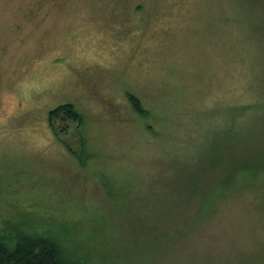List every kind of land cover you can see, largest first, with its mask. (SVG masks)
<instances>
[{"label": "rangeland", "instance_id": "obj_1", "mask_svg": "<svg viewBox=\"0 0 264 264\" xmlns=\"http://www.w3.org/2000/svg\"><path fill=\"white\" fill-rule=\"evenodd\" d=\"M18 230L68 264H264V0H0Z\"/></svg>", "mask_w": 264, "mask_h": 264}, {"label": "trees", "instance_id": "obj_2", "mask_svg": "<svg viewBox=\"0 0 264 264\" xmlns=\"http://www.w3.org/2000/svg\"><path fill=\"white\" fill-rule=\"evenodd\" d=\"M134 110L145 114L140 98L129 94ZM63 114L74 119L79 125L83 122L82 114L72 103H64L53 110L51 116ZM0 264H68L62 246L57 239L47 234H36L18 230L11 243L0 237Z\"/></svg>", "mask_w": 264, "mask_h": 264}]
</instances>
